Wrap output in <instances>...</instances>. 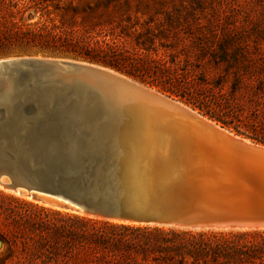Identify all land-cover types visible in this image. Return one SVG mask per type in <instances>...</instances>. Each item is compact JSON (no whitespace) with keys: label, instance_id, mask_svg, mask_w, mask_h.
Here are the masks:
<instances>
[{"label":"water","instance_id":"95a60500","mask_svg":"<svg viewBox=\"0 0 264 264\" xmlns=\"http://www.w3.org/2000/svg\"><path fill=\"white\" fill-rule=\"evenodd\" d=\"M0 186L115 223L264 230V145L70 58L0 57Z\"/></svg>","mask_w":264,"mask_h":264},{"label":"trees","instance_id":"16d2710c","mask_svg":"<svg viewBox=\"0 0 264 264\" xmlns=\"http://www.w3.org/2000/svg\"><path fill=\"white\" fill-rule=\"evenodd\" d=\"M48 1L0 0V57L19 52L18 56H67L110 67L160 85L163 92L184 100L222 127L232 124L237 135L264 145V110L237 93L238 82L228 86L222 78L209 80L198 66L186 63L188 67L182 69L175 56L160 52L157 34L162 35L161 30L140 27L130 19L127 24L78 26L57 19L53 10L59 6H48ZM255 88L264 92V79L257 80ZM26 204L58 217L38 220L17 215L16 227L20 224L27 233L0 235V245L5 247L0 264L13 258L17 242L23 246L25 264H253L247 259L255 254L247 252L242 238L264 234V230L113 223ZM67 249L68 262L64 260Z\"/></svg>","mask_w":264,"mask_h":264},{"label":"rangeland","instance_id":"374dc122","mask_svg":"<svg viewBox=\"0 0 264 264\" xmlns=\"http://www.w3.org/2000/svg\"><path fill=\"white\" fill-rule=\"evenodd\" d=\"M47 3L48 6H59L53 10L57 19L78 26H110L119 21L127 24L130 19L140 27L150 26L156 31L161 30L163 34H157L162 44L160 52L175 56L182 69L188 67L186 63L192 68L198 66L209 80L222 78L227 85L232 81L238 82L237 93L244 99H253L256 108L264 110V92L255 88L257 80L264 79V0H50ZM18 54L20 52L7 55ZM122 74L183 103L210 120L184 100L163 92L160 85L147 84L139 78ZM211 121L222 127L220 123ZM222 128L251 141L244 135H237L232 124ZM241 131L244 129L241 128ZM26 203L62 214L74 213L44 205L0 187V235L12 237L17 231L24 233L22 226L19 224L16 227L14 223L21 215L38 220H55L58 217ZM63 221L66 225L69 222L66 219ZM67 240V246L71 245L70 240ZM242 242L247 246L248 253H252V256L255 254L254 257H248L249 262L264 263V234L246 236ZM22 247L19 242L15 244L13 258L7 264H25ZM4 251L5 247L0 245V254ZM69 257L67 249L64 260L71 261Z\"/></svg>","mask_w":264,"mask_h":264},{"label":"bare ground","instance_id":"6f19581e","mask_svg":"<svg viewBox=\"0 0 264 264\" xmlns=\"http://www.w3.org/2000/svg\"><path fill=\"white\" fill-rule=\"evenodd\" d=\"M206 118V117H205ZM207 119V118H206ZM211 121V120H210ZM231 133V132H230ZM232 134V133H231ZM233 135V134H232ZM1 187V186H0ZM15 193H17V192H15ZM42 203V202H41ZM48 206V205H47Z\"/></svg>","mask_w":264,"mask_h":264}]
</instances>
